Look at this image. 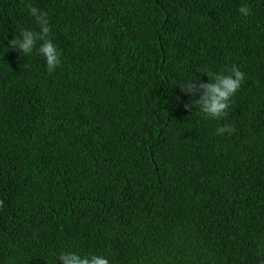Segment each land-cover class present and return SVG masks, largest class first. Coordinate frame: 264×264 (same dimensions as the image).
Wrapping results in <instances>:
<instances>
[{"label": "trees", "instance_id": "trees-1", "mask_svg": "<svg viewBox=\"0 0 264 264\" xmlns=\"http://www.w3.org/2000/svg\"><path fill=\"white\" fill-rule=\"evenodd\" d=\"M29 3L62 54L53 74L8 47L39 31ZM233 65L228 117L205 118L179 86ZM68 250L264 264V0H0V264Z\"/></svg>", "mask_w": 264, "mask_h": 264}, {"label": "clouds", "instance_id": "clouds-1", "mask_svg": "<svg viewBox=\"0 0 264 264\" xmlns=\"http://www.w3.org/2000/svg\"><path fill=\"white\" fill-rule=\"evenodd\" d=\"M28 12L35 19L39 31L22 29L19 35L8 41V47L18 51L25 58L32 55L34 50L37 51L44 59L48 73L53 74L62 63V54L51 38L52 29L48 13L31 3L28 4ZM239 12L243 16H248L251 14V9L245 4L240 6ZM204 73L209 77L208 82L187 78L179 87L185 95L193 98L194 106L205 118L224 120L229 115L232 98L245 82V73L236 65L224 72L217 73L204 69ZM186 107L191 108L193 105L189 104ZM216 131L218 135L226 133L231 135L236 129L230 124H225ZM59 261L62 264H110L105 256L92 253L84 255L72 250L62 252Z\"/></svg>", "mask_w": 264, "mask_h": 264}]
</instances>
